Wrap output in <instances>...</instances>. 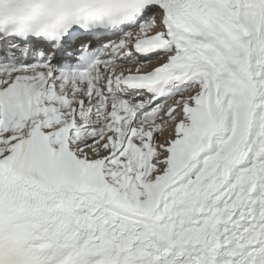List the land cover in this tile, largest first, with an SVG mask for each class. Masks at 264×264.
Here are the masks:
<instances>
[{"label":"snow or ice","instance_id":"6c2138e0","mask_svg":"<svg viewBox=\"0 0 264 264\" xmlns=\"http://www.w3.org/2000/svg\"><path fill=\"white\" fill-rule=\"evenodd\" d=\"M0 264H264V0H0Z\"/></svg>","mask_w":264,"mask_h":264}]
</instances>
